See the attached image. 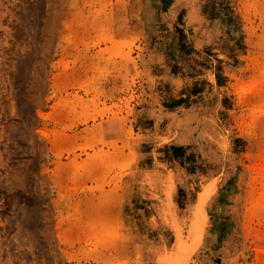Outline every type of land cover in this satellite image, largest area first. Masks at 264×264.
<instances>
[{"label": "rangeland", "instance_id": "rangeland-1", "mask_svg": "<svg viewBox=\"0 0 264 264\" xmlns=\"http://www.w3.org/2000/svg\"><path fill=\"white\" fill-rule=\"evenodd\" d=\"M158 79L214 172L135 167ZM263 166L264 0H0V264H264Z\"/></svg>", "mask_w": 264, "mask_h": 264}, {"label": "crops", "instance_id": "crops-1", "mask_svg": "<svg viewBox=\"0 0 264 264\" xmlns=\"http://www.w3.org/2000/svg\"><path fill=\"white\" fill-rule=\"evenodd\" d=\"M151 54L152 55H149L148 53V59L154 61L151 66L157 76H162L168 70H172L175 63L169 61L183 58H180L182 54L176 51L161 50L160 44L157 46L156 51ZM161 82L163 81L158 79V84H161ZM163 87L164 85L162 84L156 86L153 96L143 98L140 104H137V100L133 102L136 113L132 117L133 121L131 123L134 125L136 133L141 132L146 135V139L144 138L139 143V158L135 167L139 169H155L160 168L161 165L164 164L167 168L172 169L175 174L182 173L185 174V176H190L191 173L207 175L214 172V151L210 150L209 143L204 145V143L194 138L188 139L187 141H177L174 139L169 142L159 143V137L157 138V136H160L161 133L159 129L156 130V123L158 122L157 120L160 113L168 108L165 99H163L161 95ZM199 103L200 101L196 104L198 105ZM193 106L194 105H186L183 101H180L170 107H173L172 109L183 107L190 109ZM189 144H191L190 148H188ZM182 180L185 181L187 179L182 177ZM195 198V190L183 186L182 182L179 181L175 195V202L178 204L179 208H184L185 205ZM135 201L143 202L144 200L140 197H136Z\"/></svg>", "mask_w": 264, "mask_h": 264}, {"label": "bare ground", "instance_id": "bare-ground-1", "mask_svg": "<svg viewBox=\"0 0 264 264\" xmlns=\"http://www.w3.org/2000/svg\"><path fill=\"white\" fill-rule=\"evenodd\" d=\"M242 96H243V94L242 93H240L239 94V97H241L242 98ZM256 158V157H255ZM251 159H252V157H251ZM256 162V161H255ZM261 167V166H260ZM264 167V166H263ZM197 180H185V181H182V184H183V186H186V187H194L196 184H197Z\"/></svg>", "mask_w": 264, "mask_h": 264}]
</instances>
